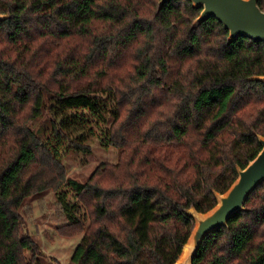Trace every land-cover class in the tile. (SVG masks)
<instances>
[{
	"label": "trees",
	"instance_id": "trees-1",
	"mask_svg": "<svg viewBox=\"0 0 264 264\" xmlns=\"http://www.w3.org/2000/svg\"><path fill=\"white\" fill-rule=\"evenodd\" d=\"M160 1L0 0V264H41L21 209L65 182L83 206L56 194L65 231L84 233L68 264H175L188 209L213 208L262 149L264 42ZM98 134L119 161L69 178ZM193 263L264 264V181Z\"/></svg>",
	"mask_w": 264,
	"mask_h": 264
},
{
	"label": "water",
	"instance_id": "water-1",
	"mask_svg": "<svg viewBox=\"0 0 264 264\" xmlns=\"http://www.w3.org/2000/svg\"><path fill=\"white\" fill-rule=\"evenodd\" d=\"M171 0H161L159 7ZM193 6L201 8L193 25L198 26L210 17H215L229 30L228 41L248 37L256 42H264V10L259 0H189ZM6 15L0 14V20ZM264 82V75L253 77ZM262 149L245 168L238 167V176L225 192H216V204L206 212L194 207L188 213L194 219V227L175 264H194L193 260L203 239L215 229L227 225L237 211L245 210L249 194L264 181V135H259Z\"/></svg>",
	"mask_w": 264,
	"mask_h": 264
},
{
	"label": "rangeland",
	"instance_id": "rangeland-1",
	"mask_svg": "<svg viewBox=\"0 0 264 264\" xmlns=\"http://www.w3.org/2000/svg\"><path fill=\"white\" fill-rule=\"evenodd\" d=\"M93 152L89 155L70 154L65 158L67 175L77 181L86 182L97 170L113 169L119 161L120 149L111 145L107 138L98 134L91 142ZM113 165V166H112ZM69 204L79 205L80 200L70 183L65 182L56 194ZM53 191L27 202L21 209V216L28 234L33 235L44 253L39 254L41 264H68L76 247L84 236L83 232L65 231L68 219L63 217L61 204ZM63 231V232H61ZM30 256L29 254H27Z\"/></svg>",
	"mask_w": 264,
	"mask_h": 264
}]
</instances>
